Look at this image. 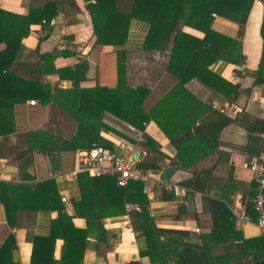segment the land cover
Instances as JSON below:
<instances>
[{
	"label": "crops",
	"instance_id": "obj_1",
	"mask_svg": "<svg viewBox=\"0 0 264 264\" xmlns=\"http://www.w3.org/2000/svg\"><path fill=\"white\" fill-rule=\"evenodd\" d=\"M47 2L56 4L55 15L49 23L42 19L29 25L26 36L19 42L22 58L16 59L8 68L31 85L21 90L8 89L10 96L3 103L11 98L12 104L0 108L3 127L10 130L8 135L0 136V182L31 187L52 181L59 201L61 196L67 201L60 202L61 208L56 211H39L33 215L18 213L17 226L13 229L6 225L0 206V245L7 234L13 235V262L29 264V238L47 236L50 226L85 228L83 219L72 217L70 203L80 199L77 181L62 182L53 178L54 173L70 172L74 167L75 153L86 149L83 148L85 143L74 140L78 126L97 132L98 142L94 143L115 155H122L120 146L126 144L132 150V156L138 153V161L151 160L156 163L157 171L145 173L149 178L148 192H142V185L141 192L146 196L147 211L159 233L179 237L182 239L180 242L196 243L199 234L209 232L208 229L215 225L216 205L221 204L225 209L220 211L232 217L231 209L241 205L242 198L246 197L254 183L247 163L264 156V83L253 84V73L257 70L262 50L259 35L262 5L254 0L247 15L240 38L242 62L230 64L216 61L208 67L211 73L232 89L224 87V90L212 91L195 81L186 85L198 100L210 103L213 109L219 110L231 122L219 133L216 153L203 157L189 169L181 171L170 166L175 150L153 122L144 124L140 132L108 113H104L101 120L81 116L66 101L74 89L71 71L81 61H85L87 71L85 79L77 83L78 90L113 88L116 84L114 53L119 50H126L130 55L126 72L129 86L145 85L150 91L148 98L153 102L164 94L162 88L167 85L171 88L174 82L170 78L165 80L164 66L160 71L153 69L159 56L152 54L155 62L149 64L144 58L146 54L140 50L148 31L147 24L131 20L124 45L109 47L92 44L87 3L83 0H0V10L14 17H24L30 9H37ZM132 3L133 0H115V9L120 13H128ZM211 28L234 39L238 25L213 16ZM182 32L197 39L203 37L201 33L187 27H183ZM33 51L53 57L44 62L32 57ZM134 65L137 70L142 65H148V68H144L146 76L142 77V74V79L136 82L130 81ZM43 86H48L52 91L48 97L39 91V87ZM13 98L19 101L15 103ZM39 99H43V102ZM143 137L158 146L160 156L140 145ZM129 138L134 143L129 142ZM167 167L172 169V174L163 180L161 176ZM193 174L196 176L192 177ZM182 183H186L184 187ZM125 211L124 215L101 220L107 249L101 255L103 245L96 243L91 236L81 264H149L147 257L140 256L146 250L144 239L136 238L131 229L132 218L128 212L132 211ZM232 219L231 232L238 236L232 243L239 242L240 238L251 239L264 235L255 223ZM166 240H169L168 236L159 237L160 243ZM97 251H100L99 254ZM61 252L62 241L56 239L53 248L55 261L60 258ZM169 258H173L169 262L171 264L175 258ZM233 262L251 264L249 258L242 257Z\"/></svg>",
	"mask_w": 264,
	"mask_h": 264
},
{
	"label": "trees",
	"instance_id": "obj_2",
	"mask_svg": "<svg viewBox=\"0 0 264 264\" xmlns=\"http://www.w3.org/2000/svg\"><path fill=\"white\" fill-rule=\"evenodd\" d=\"M83 1L87 3L93 45L123 46L129 22H144L148 31L140 50L146 54L145 61L152 64V54L156 53L159 56L156 64L160 60L161 64H155L153 69L160 71L164 66L165 80L170 78L174 83L171 88L168 85L162 88L164 94L156 102L151 101L148 98L150 91L145 85H128L126 72L130 55L126 50H119L114 53L116 84L113 88L78 90L77 83L85 79L87 65L81 61L73 66L71 79L74 89L69 93L70 99H66L70 107L81 116L100 120L104 113H108L140 132L144 124L153 122L175 150L170 166L176 170H187L203 157L216 153L219 133L231 121L219 110L213 109L210 103L198 100L186 85L195 81L212 91H221L224 87L232 89L211 73L208 67L216 61L230 64L242 62L240 38L254 0H133L128 13L117 12L115 0ZM257 1L263 8L259 29L262 50L257 70L253 73L254 85L264 83V0ZM55 13L56 4L52 2L30 9L24 17H14L0 10V108L12 104L11 98L3 103L10 96L8 89L21 90L31 85L8 70L12 62L22 58L20 40L26 36L29 25L34 21L44 19V22L49 23ZM213 16L237 24L236 38H228L212 30ZM183 27L193 29L203 37L197 39L187 35L182 32ZM32 57L45 62L53 56L39 55L33 51ZM39 91L46 97L52 94L48 86L39 87ZM13 100L15 103L19 101ZM39 100L43 102V99ZM3 126L0 120V136L10 133ZM102 127L106 129L103 124ZM74 140H81L85 143L83 148H87L90 143L98 142V134L78 126ZM128 141L134 143L131 138ZM140 145L157 156L161 155L158 146L146 137H143ZM136 168L144 173L158 170L156 163L151 160L138 161ZM76 181L80 199L70 203L72 217L83 219L85 228L50 226L47 236H32L29 238V264H81L91 236L96 243L103 245L101 255H104L107 243L101 220L126 214L125 205L140 209L139 212L128 214L132 218L134 236L142 237L145 241L146 250L140 256L147 257L149 264H169L173 259L169 256L175 258L171 264H233L235 259L241 257L249 258L251 264L264 262V235L251 239L240 238L239 242L232 243L238 236L231 232L233 219L231 215L220 211L225 209L221 204L215 206V225L208 229L209 232L199 234L196 243L180 242L182 239L179 237L164 235L155 229L147 211L148 201L141 192V183L129 181L125 187L120 188L115 185L114 177H92L86 173L78 174ZM255 193L256 184L252 183L251 190L241 200L244 215L252 223L257 218L252 203ZM0 206L3 208L6 225L13 229L17 226L18 213L33 215L39 211H56L61 208V203L52 181L31 187L0 182ZM160 236H168L169 240L160 243ZM56 239L62 241V252L55 261L53 248ZM14 249V237L7 234L0 245V264H18L12 260ZM97 252L99 254L100 251Z\"/></svg>",
	"mask_w": 264,
	"mask_h": 264
},
{
	"label": "built area",
	"instance_id": "obj_3",
	"mask_svg": "<svg viewBox=\"0 0 264 264\" xmlns=\"http://www.w3.org/2000/svg\"><path fill=\"white\" fill-rule=\"evenodd\" d=\"M137 141H140L137 138ZM120 149L122 155H115L97 143H90L88 148L77 151L74 155V167L67 173H54L53 178L62 182L75 181L78 174L86 173L92 177L110 176L115 178V185L123 188L129 181H137L142 185V192H148V176L136 168L138 160H133L132 150L126 144H122ZM138 158V157H137ZM247 169L252 175L253 182L256 184V193L252 203L254 211L257 213L255 225L264 234V214H263V195L264 188V156L250 160L247 163ZM67 200L63 196L60 202L65 203ZM128 211L139 212L137 206L127 205ZM232 217L237 222L249 223V219L244 215L241 205H236L231 209ZM197 232V230H195Z\"/></svg>",
	"mask_w": 264,
	"mask_h": 264
},
{
	"label": "rangeland",
	"instance_id": "obj_4",
	"mask_svg": "<svg viewBox=\"0 0 264 264\" xmlns=\"http://www.w3.org/2000/svg\"><path fill=\"white\" fill-rule=\"evenodd\" d=\"M154 62H155V60H154ZM158 64H161V60L159 61V63ZM143 67V68H142ZM142 67H141V69H138L137 70V67L134 65V68H133V70H132V72H131V78H130V81H134V82H136L137 80L138 81H140V79H142L140 76H142V74H144L142 77H145L146 76V71L144 70V68H148V65H142ZM144 71H143V70ZM138 73L140 74V75H138ZM132 81V82H133Z\"/></svg>",
	"mask_w": 264,
	"mask_h": 264
},
{
	"label": "water",
	"instance_id": "obj_5",
	"mask_svg": "<svg viewBox=\"0 0 264 264\" xmlns=\"http://www.w3.org/2000/svg\"><path fill=\"white\" fill-rule=\"evenodd\" d=\"M196 131H198V130H196ZM137 154H138L137 152L134 153V155L132 156L133 160H137ZM171 174H172V169L170 167H167L164 170V172L162 173L161 177L163 180H167ZM258 264H264V262H260Z\"/></svg>",
	"mask_w": 264,
	"mask_h": 264
}]
</instances>
